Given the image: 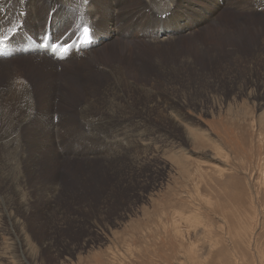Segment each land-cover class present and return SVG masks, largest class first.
Listing matches in <instances>:
<instances>
[{
  "label": "rangeland",
  "instance_id": "1",
  "mask_svg": "<svg viewBox=\"0 0 264 264\" xmlns=\"http://www.w3.org/2000/svg\"><path fill=\"white\" fill-rule=\"evenodd\" d=\"M90 1L92 26L111 30L103 14L124 18L116 26L141 21V43H127L126 30L93 47L106 49L90 62L74 46L54 67L0 64V118L6 84L26 93L11 107L13 127H0V138L17 133L26 144L14 162L20 193L0 190V262L15 263L20 230L40 264H264V0H181L193 12L167 11L179 0ZM75 5L65 14L80 30ZM41 14L21 17L15 36L39 34ZM12 41L4 61L40 54L38 41L34 53ZM110 72L118 84L107 88ZM107 94L125 101L123 117L104 110ZM99 120L135 125V135L121 144L89 136Z\"/></svg>",
  "mask_w": 264,
  "mask_h": 264
},
{
  "label": "bare ground",
  "instance_id": "2",
  "mask_svg": "<svg viewBox=\"0 0 264 264\" xmlns=\"http://www.w3.org/2000/svg\"><path fill=\"white\" fill-rule=\"evenodd\" d=\"M71 1L76 3L75 6H77V9L80 8V10L82 12V16L86 17L85 20L83 22H81V24H83V25H82V28L80 30H75L73 28V26H76L77 24L72 25L71 21L68 19V16L65 14L66 4L70 6ZM119 1L120 0H113V5L117 4ZM168 1L169 0H147V4L145 3V5L152 6L153 3L161 5V4H164ZM102 2H103V0H102ZM41 3H42V0H0V39L3 40V42L0 43V61H1L0 64L15 63L14 61L17 62L19 60H22L23 62H30L31 64L33 63L34 65H39V66H42L44 64L43 62H46L48 67L49 66L54 67L56 63H60V60L63 57H65L70 51L73 50L74 46H78V52L76 53V56L79 59H82V58H86L87 60L89 59L88 62H90V58H91V60H93L94 56H96L95 54L106 49V48H104L103 50L100 51V49H101L100 48V49H98V51L95 54L94 53L90 54L91 49L93 47H99V46L105 44L106 40L123 37L124 32L126 30H129V41H127V43H130V44L141 43L139 41L141 38L138 37V34L141 32V30H139L140 28H138V26L140 24H138L136 22V20H131L132 24H128L129 22L126 21L122 26H116L124 18L117 20V18H113V16H111V15L106 16V14H103V16H105L109 20V22L112 23L111 30L108 29L105 32L104 31L101 32L97 27L92 26V24L88 21V17H87L88 14H86V12H90L89 11V3H92V1H90V0H47V3L49 5H53V6H50L52 8H50L46 4H45V6H41ZM38 5H39V7L37 8ZM34 6H36L37 9L34 8L35 10L31 13L30 12V10L32 9L31 7H34ZM43 8H44V10L47 9V11L44 12ZM62 8H63V11L61 10ZM98 8L100 10H102L101 7H98ZM71 10H72V8H71ZM71 10H70V12H71ZM171 10H173L174 12H176L177 10L182 11V12H187V11L193 12L194 8L192 7V4L179 0V2L176 5L173 3H168L167 11H171ZM21 11L24 12V14L23 13L18 14ZM34 12L42 13L39 17V21L36 22V23H38V25H36V26H37V30L39 31V34H37V32L31 33L30 37H29L28 31L25 29L21 33L16 32L19 35L15 36L13 31L15 30L16 24L19 22V19L21 17H24V19L26 18L27 21H29L31 17L35 18V16H37V15L33 16ZM70 12H67V14L69 15ZM98 12H101V11H98L95 8H92V13H98ZM164 12H166V11H164ZM171 13L173 14V12H171ZM226 13H224V15ZM72 14L75 15L74 13H72ZM75 17H76V15H75ZM69 18H71V17H69ZM217 20H218V18H217ZM92 22H94V20H92ZM102 25L103 26L107 25V23L104 19L102 21ZM86 28L88 30L89 29H93V30H89L87 32V31H85ZM61 29H64L68 33L67 32L64 33V30H63V32H61V35L58 36L57 33L59 31H62ZM94 33L96 34L95 36H93ZM13 36H14V38L22 39V43H23L22 44V52L23 53H34L33 50L35 49L34 48L35 43H37V41H38V46H37L35 53H40V54L38 56H36L35 54H30L29 56L26 55L27 57H25V58H21V57L20 58H17V57L12 58L11 61H13V62H11L9 60L4 61L5 59L3 60V58L7 57L8 52L10 50L14 49L16 46L15 42L12 41ZM47 38H49L50 45L47 47V50L44 51V49H41L39 47V45L42 44L43 42H45V40ZM137 38L139 39L138 41H137ZM227 38H229V37H227ZM130 39L131 40L135 39V41H130ZM110 44L113 45L112 43H110ZM51 45H57V51L50 53ZM89 56H90V58H89ZM28 57H33V58H31V60L26 59ZM42 58H44V59H42ZM75 59L77 60V58H75ZM22 61H20V62H22ZM88 62H84V63L87 64ZM88 64H90V63H88ZM95 66L96 65L92 64L93 68ZM100 68H101V66L99 68L97 67L98 70ZM50 75H51V73H50ZM133 76H134V79L135 78L137 79V76L135 74H133L132 77ZM110 77H113L112 72H110V74H109V78ZM108 82L109 81H106L107 88H110L112 86V84L113 85L118 84V79L113 77V83H108ZM8 85L9 84H6L9 102L5 105V108H4V118H0V127L2 125L3 126L6 125V127H8V129H9V127H11V128L13 127L12 125L9 126V124L11 123V120H10L11 107H12L16 98H22L25 96L26 93H25V88L22 86L21 83H20V85H18L17 89L8 88ZM51 87H52V85H51ZM76 92H78V91L76 90ZM118 96H120V95L119 94H107L105 96V103L107 105L105 106L104 110L110 111V109H111L112 113H117V115H116L117 118H120V117H123L122 114L125 113V110H123V109L126 107V105H125V101H123V99H117L116 98ZM55 97L56 96L54 95V98ZM107 98H109V99H107ZM90 103H91V105H93V104L95 105L96 101H93ZM85 106H87V105H85ZM83 108L84 107H82V109ZM88 109H89V107H87L85 109V111H87ZM162 109L165 111H172L171 110L172 106H170L168 104H163ZM116 116H114L112 114V118L116 117ZM165 116H166V114H165ZM85 117H87V116H84V118ZM79 118L81 121L83 120V119H81L82 116ZM87 119H88V117H87ZM84 120H86V118ZM93 120L91 119V121H93ZM23 122H24V119H23L22 123ZM71 122H72V120H71ZM99 122H100V120L98 121V123H96V122L90 123L89 122L90 125L87 124L88 125L87 126L88 127L87 134H89V136H92V137L98 136L104 141H110V142H114V143L120 142V144H121V143H123V140L131 139L135 135V131H134L135 127H136L135 125H132V126L130 125L131 127H133V129H131V127L129 125H126V124L123 125V123H121V122L120 123L117 122L119 124L114 125V126H108L107 123H106V125H100ZM129 124H131V122H129ZM15 126H18V125H15ZM15 129H17V128L15 127ZM185 129H187V128H185ZM138 130H140V129H138ZM18 137H19V140H18ZM12 140H13V136L12 135L10 136V133H9V135L7 134V135H4L3 137L0 138V147H3V149H0V160L4 161L2 164H0V172H1L0 179H5V180H2L0 182V190H4L5 194L7 193V195L9 193L12 194V192L13 193L14 192L20 193V190L22 187L18 188L17 184H18V182H21V179L18 177V174L15 171L14 162L18 163V160H19L18 155H20V156L22 155V157H24L23 156L24 153L26 155V150H25L26 144L24 145L23 143H21L20 140H22V139H20V135L18 136L17 133H15L14 140L13 141ZM11 141H12V147H10ZM15 143H17V144H15ZM18 144H19V146L17 147ZM24 146H25V148H23ZM21 147L23 149V152H21ZM20 152H21V154H20ZM134 161H135V159H134ZM141 161H143V160H141ZM137 162L138 161L131 162V165L137 164ZM180 162H181V160H178V163H176V164H179ZM18 171H19V173H21L20 170H18ZM2 202H3V200L1 199L0 203H2ZM11 203H13V202H11ZM13 205H14V203H13ZM0 206H2V205H0ZM3 207H5V206H3ZM7 215H9L11 217L10 212H8ZM11 225L18 226L16 224L15 220L13 221V224H11V222H10V226ZM17 228H19V227H17ZM18 231H19V233L17 234V236H14V240L15 239L17 240V247L14 249V259H15L14 264H40V263H38V261H37L38 258H37L36 254L34 253L33 250H31L30 248H28L26 246H25V248L23 247V249H22L21 242H24L23 241L24 238H22V236H21V231L20 230H18ZM16 250H17V252H16ZM0 264H8V262L7 261H1Z\"/></svg>",
  "mask_w": 264,
  "mask_h": 264
},
{
  "label": "snow or ice",
  "instance_id": "3",
  "mask_svg": "<svg viewBox=\"0 0 264 264\" xmlns=\"http://www.w3.org/2000/svg\"><path fill=\"white\" fill-rule=\"evenodd\" d=\"M87 30H88V29L86 28V29H85V31H87ZM2 42H3V40H2V39H0V43H2Z\"/></svg>",
  "mask_w": 264,
  "mask_h": 264
}]
</instances>
